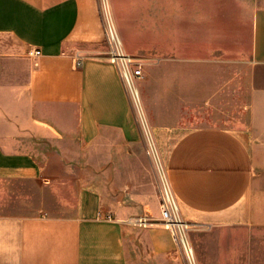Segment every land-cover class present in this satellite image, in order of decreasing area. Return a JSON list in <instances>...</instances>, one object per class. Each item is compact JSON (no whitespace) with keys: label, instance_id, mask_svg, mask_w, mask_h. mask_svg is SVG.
I'll list each match as a JSON object with an SVG mask.
<instances>
[{"label":"crops","instance_id":"1","mask_svg":"<svg viewBox=\"0 0 264 264\" xmlns=\"http://www.w3.org/2000/svg\"><path fill=\"white\" fill-rule=\"evenodd\" d=\"M219 39L217 59L201 46L146 66L142 110L179 217L264 233V4L244 90ZM103 40L99 0H0V204L19 182L33 195L0 205V264H189L149 203L155 172ZM147 212V227L126 222Z\"/></svg>","mask_w":264,"mask_h":264},{"label":"rangeland","instance_id":"2","mask_svg":"<svg viewBox=\"0 0 264 264\" xmlns=\"http://www.w3.org/2000/svg\"><path fill=\"white\" fill-rule=\"evenodd\" d=\"M105 2L109 5L112 21L124 49L141 61L142 72L146 66L152 68L160 61L169 66L172 59L185 60L189 54L187 51L191 56L193 47L200 50L203 46L206 58L217 59L222 55L216 53L217 44L211 41L220 37L219 40L224 41L221 45L225 46L227 78L235 77L238 80L240 75L243 90L251 84V11L257 3L264 4V0H99L102 8ZM103 45L106 48L105 43ZM195 56L200 57L201 54ZM144 75L146 73L143 72L139 81L143 80ZM142 104L143 102L140 111L146 121L141 110ZM132 109L146 141L144 137L147 135L143 131L139 113L136 108ZM178 119L181 120L182 117ZM144 150L146 151V147ZM151 166L155 172V180H149L147 184L154 183V193L146 194L151 198L149 203H153L154 196L157 195L158 221L162 224L160 189L168 183L167 173L160 158L152 157ZM13 189L16 192L13 197H3L0 204L3 212L13 209V214L17 213L19 206L33 197L22 182L15 184ZM27 209L28 207L25 208ZM148 213L133 217L146 215L150 218ZM163 228L170 234L168 229ZM195 229V225L190 223L178 229L184 239L189 240L192 258L186 255L180 240L172 238L177 255L189 264H264V233L249 229L194 231Z\"/></svg>","mask_w":264,"mask_h":264},{"label":"built area","instance_id":"3","mask_svg":"<svg viewBox=\"0 0 264 264\" xmlns=\"http://www.w3.org/2000/svg\"><path fill=\"white\" fill-rule=\"evenodd\" d=\"M100 4L101 20L103 23V41L106 45L107 59L115 66L119 78L123 84L132 108H136L139 113V119L142 123V128L147 137L145 141L146 154L150 158H160L157 154L154 140L152 138L151 131L148 127L147 121L143 115H141V101L140 95L137 88V81L143 76L142 63L136 57L127 53L124 49L122 39L118 34L117 28L112 21L109 5L107 2L104 3L103 8ZM38 49L28 51L29 56L39 55ZM82 56L77 55L74 57V67L78 68L82 63ZM142 110V109H141ZM136 119V118H135ZM145 122V123H144ZM168 179V178H167ZM161 197V220L163 226L170 231V234L174 240H180L183 245L184 251L189 258H192V252L189 250L188 245L181 231L178 229L186 227L188 222L182 220L178 215V205L173 196L169 181L164 184L163 188L160 189ZM129 224L138 225L141 227H147L151 224V219L146 215L132 217L126 220ZM178 227V228H177ZM192 263V262H191Z\"/></svg>","mask_w":264,"mask_h":264},{"label":"bare ground","instance_id":"4","mask_svg":"<svg viewBox=\"0 0 264 264\" xmlns=\"http://www.w3.org/2000/svg\"><path fill=\"white\" fill-rule=\"evenodd\" d=\"M186 242H187V245H188L189 250L192 252V248H191V245L189 243V240H186ZM192 256H193V252H192Z\"/></svg>","mask_w":264,"mask_h":264}]
</instances>
